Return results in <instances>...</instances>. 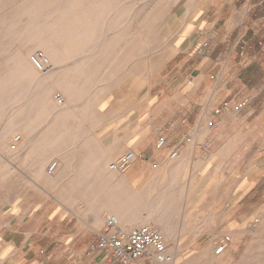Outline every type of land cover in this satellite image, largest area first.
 <instances>
[{"label":"crops","instance_id":"obj_1","mask_svg":"<svg viewBox=\"0 0 264 264\" xmlns=\"http://www.w3.org/2000/svg\"><path fill=\"white\" fill-rule=\"evenodd\" d=\"M211 32L203 39L209 40L204 60L182 85L184 100L175 89L144 116L108 122L114 125L104 133L105 145L98 147L97 128L84 150L75 137L67 140L68 178L61 185L67 190L10 207L0 264H106L89 244L112 215L123 231L161 225L191 244L226 228L240 232L243 198L258 189L264 201V0H223ZM249 140L253 153L243 165ZM104 147L105 157L115 160L128 151L136 155L117 180L99 174L98 148ZM44 171L37 181H48ZM37 181L33 187H44Z\"/></svg>","mask_w":264,"mask_h":264},{"label":"rangeland","instance_id":"obj_2","mask_svg":"<svg viewBox=\"0 0 264 264\" xmlns=\"http://www.w3.org/2000/svg\"><path fill=\"white\" fill-rule=\"evenodd\" d=\"M222 1L178 0L175 2L168 0L160 3V0H0V24H26L30 35L33 32L44 35L38 40L43 42L48 52L52 46H61L66 51L70 50L73 53L80 44L88 50L89 57L86 62L89 66L82 67L81 70L90 72V80L93 85L95 84L96 90H93L92 95L94 94V97L91 95L92 99L77 108V113L94 114L96 103L99 102L102 95H105L107 102L102 109L105 111L111 107L107 114L108 117L104 118V121L100 118H97L96 121H94L96 118L92 119L93 124L97 123L99 129L97 131L99 147L100 143L106 144L104 133L111 131V127L114 125L108 122L116 119L119 121L126 115L144 116L149 110L156 109L155 100L168 99L171 91L175 89L179 91L178 99H185L184 92L181 91L182 85L187 82V73L205 58V55L199 54V48L202 46L205 36H212V32L207 33L208 26L211 20L215 19L218 6ZM28 3H30L31 8H36L33 13L34 18L25 20L10 18V16L13 18V11L19 5ZM165 3H167L166 6ZM155 6L158 7L160 17L156 23L154 22L155 25L151 29L144 26L142 32L140 24H143L144 21L148 23L147 17L157 13L153 9ZM111 8L116 11L119 20H114L113 29H111L109 15ZM95 9H97L96 12ZM89 10L90 12H88ZM29 14L32 16L31 13ZM42 24H44L45 29L34 27ZM185 27L186 32H184ZM79 33L82 35L81 39L78 38ZM30 35H28L27 40ZM18 38L17 43L20 44V40H24L25 35H19ZM135 40L139 42L138 46L131 47L129 54L122 52L121 48L128 41L132 43ZM4 42H7L5 43L6 46L4 45L6 51L1 56H12L15 53L14 43ZM28 43L26 41L22 45L29 48ZM31 49L27 53L29 55L28 61L22 60L21 62L26 63L27 70H31L32 66L35 67L31 70L30 77H33V82L29 81L28 88L30 91H38V88L42 87L44 83L42 81L43 74L39 65L31 57ZM34 56L41 61L45 55L37 52ZM127 56L130 58L131 65L134 64L132 69L126 67ZM72 57L70 60L65 59L64 61L74 60L77 56ZM59 67L43 68L44 73L45 71L52 73V71L59 70ZM74 68L76 67H71L68 70ZM260 76V69L253 70V79ZM85 92L86 89L82 90L83 94ZM58 94L59 92H55L56 97ZM129 95L130 97H128ZM33 96L35 95H30L26 101L30 107L27 128L32 140L26 162L11 160L14 166L9 162L4 163L0 160V244L6 234L3 225L11 220L8 218L11 206L25 202L32 195H48L47 192L53 195H62L67 190L61 186L64 179L68 178L65 176L67 172L64 170L58 179H50L44 183L36 180L39 172L42 169L47 170L49 164V161L41 162V158L50 157L48 160L51 161V157L56 155L63 160L65 149L69 147L67 143L72 142H67L69 138L75 137L79 147L84 150V146L89 144L90 137L93 135V129L91 131V128L86 129L84 127H80L79 133L64 134L63 131L68 126L83 125L89 122L85 119L73 121L72 118L65 116L55 119L45 118L46 121H53L52 124L46 126L44 133H37L42 119L37 116V104H35L37 97L33 98ZM59 96L62 97L61 94ZM114 101H118V104L114 105ZM15 102L22 105L25 100L7 101L4 107L15 104ZM126 110H129L127 114ZM178 111L179 116H184L185 108H179ZM3 120L4 118L0 114V122ZM100 125L102 126L101 131ZM16 134L17 131L9 134L8 143H13L11 138ZM244 142L247 144L245 148L248 149V152L243 156V160H245L243 165H246L253 153V148H248V145L249 143L253 144V141ZM43 143H45V147L38 149ZM51 143L54 144V147ZM105 154V147L98 148L99 160L105 157ZM32 180L44 185V187H33ZM80 190L83 193L86 192L85 188ZM226 206L227 210H232V204ZM241 208L242 219L238 225L240 232L237 235L230 233L228 231L230 229L226 228L218 235L200 238L195 244H191L184 235L178 239L173 235L172 237L165 235L166 247L175 246L181 249V252L177 251V253H181L182 258L188 259L193 256V264H264V201L261 199L258 189L243 198ZM227 220L228 216L226 217ZM219 222L221 223V220ZM185 228V225L181 226L183 231ZM232 234L236 236L235 239H233ZM224 236H229L232 241L226 247L229 250L232 248V253L225 255L224 250L215 255L218 259L213 262L200 259L199 254L206 247H214L215 241ZM16 239L18 241L19 238Z\"/></svg>","mask_w":264,"mask_h":264},{"label":"bare ground","instance_id":"obj_3","mask_svg":"<svg viewBox=\"0 0 264 264\" xmlns=\"http://www.w3.org/2000/svg\"><path fill=\"white\" fill-rule=\"evenodd\" d=\"M161 1L167 2L168 0H160V3H163ZM172 1L177 2L178 0H172ZM166 4L167 3H165V6ZM153 9L157 13L150 14L147 17L148 23L144 21L143 24H140V30L142 32L144 30L143 29L144 26L145 27L147 26V29L148 28L151 29V27L155 25V23L160 17V12L158 11V7L155 6L153 7ZM34 11H36V8H31L30 3L23 4L21 6L19 5L16 8V10L13 11V18L11 16L10 18L13 20L14 19L25 20L27 18L32 19L35 17V15H33ZM96 11L97 9H95V12ZM88 12H90V10ZM29 13H31L32 16H29L30 15ZM109 15H110V23L112 26L111 29H113L112 23L119 20L117 18L116 11L113 8L110 9ZM43 26L44 24L35 25L34 27H43ZM28 29L29 28H27L26 24H16V23L0 24V59L2 60L0 62V114H2L4 118V120L0 122V160L4 161V163L9 162L12 165L14 164L11 163V160L21 163L26 162L29 150L32 145L31 134L29 132V129L27 128V121H28L27 118L29 115L30 107L26 101L30 95L34 94L37 97L35 101L36 102L35 104H37L36 106L37 107L36 111L38 112L37 116L42 119V121L40 122V126L37 130V133H42V132L44 133L46 126L48 124H52L53 121H46L45 118L55 119L62 116L72 118L73 121H76V119L89 120L88 123L84 122L85 124L83 125L77 124L71 127L68 126L67 128L64 129L63 131L64 134L79 133L81 131L80 127H84L86 129L91 128V131L93 129V133H94L95 128H97L96 129L97 131L99 129L97 123L95 125L93 124L94 123L93 120L96 118L94 120L96 121L97 118H100L104 121V118L108 117L107 114L111 110V107L105 111L102 109L105 106V103L107 102L105 100V95H102L101 99H99V102L96 103L95 105L96 109L94 111V114L77 113V108L81 104L86 103V101L92 99V96L94 95V94L92 95V93L96 90L95 84L93 85V83H91L90 72H83L81 70L82 67L89 66V64L86 62L89 57L88 50L84 48V46L82 47V45L80 44V46L74 49L73 53H71L70 50L66 51L65 48H61V46L59 47L52 46L50 51L48 52L43 42H40L38 40V38H43L44 35L43 34L38 35L37 33L34 34V32L31 33L30 35ZM146 32L149 35L147 30ZM184 32H186V27L184 29ZM19 35H25L24 40H20L21 42L20 44L17 43L19 41L18 38ZM28 35L30 36L29 39L27 40ZM78 36L79 39L82 38V35L80 33ZM4 41H9L12 44L14 43L15 53L12 56H1L2 53L6 51L5 43L7 42ZM26 41L29 42L28 43V45H30L29 48H27L28 46L25 47L22 45L23 42ZM138 44L139 42L136 40L132 43L128 41L121 48V50L122 52L129 54V52L132 49L131 47L138 46ZM29 49H31L32 52L31 57L39 65V69L43 74L42 81L44 83L42 87L38 88V91L35 90L30 91V89L28 88L29 81L33 82V77H30V73L31 70L35 69V67L32 66L31 70L29 69L27 70L25 67L26 63L21 62L22 60L28 61L29 55L27 53ZM37 52H40L45 55L41 58V61L36 59V56H34V54H37ZM75 55L77 57L74 60L64 61L65 59L70 60L71 58H73L72 56ZM130 62H131L130 58L129 56H127L126 67L127 68L130 67V69H132L134 67V64L131 65ZM54 66H60L59 67L60 69L57 71H52V73L51 72L47 73L46 71L44 73V69ZM71 67H76V68H74L73 70H68ZM85 89L86 92L83 94L82 90L84 91ZM55 92H59V94L62 95V101L56 98ZM35 96H33V98ZM128 97H130V95ZM17 99H24L25 100L24 104L20 105L17 102H15V104L9 105L7 107L5 106L6 109H3L5 108L4 104L7 101L17 100ZM113 104L114 105L118 104V101H114ZM128 112L129 110H126V114ZM99 127L101 131L102 126L100 125ZM14 131H17V134L11 138L13 143L12 144L8 143V138H9L8 136L10 133H13ZM44 144L45 143L41 144L38 149L44 148L45 147ZM51 145L53 146L54 144L51 143ZM49 158H44V159L47 160ZM100 159L101 160H99V164H98V167L100 169L99 174L103 178H106L108 176H113V179L117 180L121 177V175H119V173H117L116 170L110 168L111 163L107 164L106 162L107 160H113V162H115L116 161L115 159L108 157V155ZM64 168L65 167L62 158L56 155L52 156L51 161H49L47 170H45L43 173L44 178L46 180L58 179L59 176H62ZM98 198L99 200L101 199V197ZM112 217L116 218L117 223H119L117 216L112 215ZM159 228L163 232L164 236L167 235L169 237H172L173 235L171 234L172 232H168L165 229V227L160 225ZM232 236L233 239H235L236 236H234L233 234ZM212 248L209 246L206 247L205 250L201 254H199L200 259L209 260L212 262L214 260L216 261V259L218 258L215 257L216 254L214 252V249ZM211 251H213V253H211ZM224 253L225 255H228L232 253V250L225 248ZM165 255L167 257L166 260L164 262H159V263L157 262V264H193L194 263L193 256H191L188 259L182 258V254L177 253V251H175L174 246L170 248L166 247Z\"/></svg>","mask_w":264,"mask_h":264},{"label":"built area","instance_id":"obj_4","mask_svg":"<svg viewBox=\"0 0 264 264\" xmlns=\"http://www.w3.org/2000/svg\"><path fill=\"white\" fill-rule=\"evenodd\" d=\"M209 40L205 39L199 48V54L205 55L208 51ZM62 101L59 95L56 97ZM163 142V138H159ZM133 151L126 152L110 168L124 171L135 159ZM230 242L229 236H224L214 243L215 254L222 253ZM89 248L104 254L106 264H157L166 260V241L163 232L150 226H143L131 231L120 229L117 219L106 217L104 228L95 231V237L90 242Z\"/></svg>","mask_w":264,"mask_h":264}]
</instances>
